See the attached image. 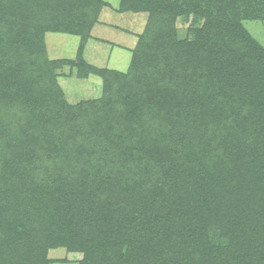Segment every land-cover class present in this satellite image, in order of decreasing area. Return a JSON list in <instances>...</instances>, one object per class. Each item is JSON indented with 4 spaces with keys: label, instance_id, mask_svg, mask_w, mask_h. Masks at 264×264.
Returning <instances> with one entry per match:
<instances>
[{
    "label": "trees",
    "instance_id": "1",
    "mask_svg": "<svg viewBox=\"0 0 264 264\" xmlns=\"http://www.w3.org/2000/svg\"><path fill=\"white\" fill-rule=\"evenodd\" d=\"M44 1L0 0V102L12 101L11 90L25 80L17 72L24 65L15 72L4 56L24 51L42 62L53 80L48 93L62 100L43 32L84 37L85 26L52 22L37 32L29 12ZM259 1L245 19L264 18ZM142 4L136 10L151 2ZM152 23L127 73L80 69L82 78L100 77L104 91L100 100L69 107L72 117L36 94L13 105L18 121L38 133L30 156L15 149L0 159V231L7 225L19 236L30 226L39 249L56 236L48 245L82 250L85 264H264V52L236 35L237 22L202 32L197 47L166 39L158 48L148 41ZM51 108L72 127L68 137L56 140L55 128L65 124ZM228 212L231 238L209 242L212 224ZM8 233L4 245L14 257L1 264L44 262L40 250L37 260L18 259L20 244Z\"/></svg>",
    "mask_w": 264,
    "mask_h": 264
},
{
    "label": "rangeland",
    "instance_id": "2",
    "mask_svg": "<svg viewBox=\"0 0 264 264\" xmlns=\"http://www.w3.org/2000/svg\"><path fill=\"white\" fill-rule=\"evenodd\" d=\"M146 1L149 0H134L132 4L126 7L124 0H59V2L45 0L30 10L29 19L37 32L42 31L45 26L53 24L52 22L57 28L63 26L69 30L71 28L77 30L78 26L83 29L85 26V39L81 35L70 34L65 31L43 32L47 60L57 63L54 70L52 69V74L63 94L62 100L56 94L48 93L53 80L41 71L44 68L41 61L32 62L29 53L26 51L8 57L4 56L9 61L6 65L14 66L15 72L24 65V68L17 72L25 80L11 90L14 95L12 101L3 99L0 102V114L3 112V115H0V122L4 124V118L7 120L4 124L7 125V134L5 138L3 134V138L0 137V159L8 157L15 149L19 152L29 150L27 154L29 156L30 152L33 151V136L38 132L30 125L18 121V116L12 112L13 105L17 101H23L26 96L35 94L44 99L47 97L50 98L51 103H58L57 105L61 106L62 111H66L67 114L70 113V118L75 111L70 112L69 107H75L86 101L100 100L104 91L100 77L91 74L82 78L78 75L80 69L89 67L90 70L108 69L122 74L127 73L132 54L141 35L147 33L148 28H150V18H153V23L148 41L158 48L165 43L166 39L178 42V44L186 42L197 47V40L202 32L216 27L220 22H228L231 26L232 23L237 22L234 26L237 29L236 35L245 39L248 48L256 46L264 52V18H253L252 15L248 19L243 17L246 12H253L252 4L259 0H150L151 4L146 5L147 9L136 10ZM16 2L18 4V0ZM61 18L62 22L59 23ZM89 22H92L91 27ZM236 45L240 46V44ZM3 60L0 58L1 68L3 67L1 66ZM201 60H195L193 63L198 65ZM197 65L192 66V73L195 80L202 83L205 74L201 67L197 68ZM94 72L96 71L90 73ZM38 76L41 77L37 78ZM31 83L34 87H31L30 94L24 95L23 90L29 89L28 85ZM63 103H66V108H64ZM51 110L53 117L57 115L56 119L63 116L57 108H51ZM56 110L59 112L56 113ZM87 117L88 114L84 112V117L80 118L81 122L86 124L81 127L82 132L89 127L84 120ZM64 120L65 118L62 117L61 122L65 124ZM59 125L58 130L55 128L56 140L64 134L68 137L66 132L72 128L68 124ZM45 139L47 138L45 137ZM51 139L56 143L54 138ZM30 182L31 178L25 183L30 184ZM230 217H232L230 212L224 213L221 220L217 219L212 224L206 235L209 242L216 240L221 242L231 238L229 228L228 231L225 228ZM31 229L29 226L17 236L16 231H11L7 225L2 228L0 231V264L14 257L4 245L7 240L5 234L7 231L9 232L8 238H14L12 241L20 244L18 259L23 257V259L31 260L32 257L37 260L36 251L39 252L40 250L41 258L44 259L42 264L86 263V254L82 250L70 251L65 246L51 247L48 245L53 243L52 239L57 238L53 235L51 236L52 239H44L39 249V239L35 240L30 237V233L36 235L37 232ZM20 252L27 253V255L23 256Z\"/></svg>",
    "mask_w": 264,
    "mask_h": 264
}]
</instances>
